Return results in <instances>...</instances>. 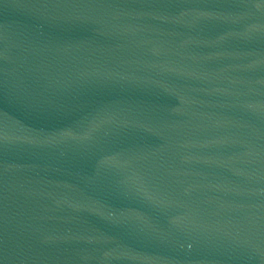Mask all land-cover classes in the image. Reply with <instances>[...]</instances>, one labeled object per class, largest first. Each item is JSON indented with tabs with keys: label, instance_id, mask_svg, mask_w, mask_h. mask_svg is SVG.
Instances as JSON below:
<instances>
[{
	"label": "water",
	"instance_id": "95a60500",
	"mask_svg": "<svg viewBox=\"0 0 264 264\" xmlns=\"http://www.w3.org/2000/svg\"><path fill=\"white\" fill-rule=\"evenodd\" d=\"M0 181L136 264H264V0H0Z\"/></svg>",
	"mask_w": 264,
	"mask_h": 264
}]
</instances>
